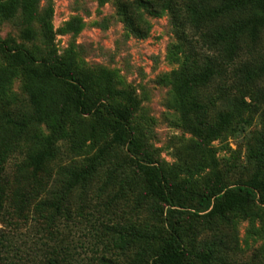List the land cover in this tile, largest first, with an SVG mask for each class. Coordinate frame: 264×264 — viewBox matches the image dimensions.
Instances as JSON below:
<instances>
[{
	"label": "trees",
	"instance_id": "obj_1",
	"mask_svg": "<svg viewBox=\"0 0 264 264\" xmlns=\"http://www.w3.org/2000/svg\"><path fill=\"white\" fill-rule=\"evenodd\" d=\"M42 1L0 0V22L20 17L27 41L35 40L32 25L38 23L46 39L41 54L0 35V57L6 60L0 63V215L11 196L20 215L35 208L49 228L71 215L76 192L85 191L104 164L116 163L107 174H122L135 188L137 181V198L148 202V218L119 229L111 225L125 250L137 246L134 264H231L229 252L238 244L232 231L244 219L249 236L262 240L255 262L264 264V132L248 146L250 174L234 182L230 170L219 169L214 144L244 131L264 102V0L120 3L119 12L133 31L141 32L144 10L155 16L169 13L178 38L168 54L178 66L164 77L171 86L170 104L191 137L176 148L177 160L169 166L146 145L134 123L135 95L117 88L110 70L81 66L71 49L58 54L52 9ZM19 74L27 103L11 89ZM64 146L73 157L96 151L80 167L57 163L50 179L40 176L63 156ZM160 219L163 228L157 227ZM210 231L212 239L197 241ZM43 253L44 264H62L52 252Z\"/></svg>",
	"mask_w": 264,
	"mask_h": 264
},
{
	"label": "rangeland",
	"instance_id": "obj_2",
	"mask_svg": "<svg viewBox=\"0 0 264 264\" xmlns=\"http://www.w3.org/2000/svg\"><path fill=\"white\" fill-rule=\"evenodd\" d=\"M125 1L43 0L42 5L45 9H52L53 42L58 54L64 55L71 49L81 66L96 71L110 70L117 88L135 95L139 105L134 123L146 145L156 152L164 165L169 166L177 160L176 148L191 137L179 124V112L169 100L171 86L164 77L178 66L168 56L178 38L169 13L155 16L144 10L145 23L141 32L133 31L119 12L120 3ZM32 26L36 31L35 40L32 41L22 38L20 17L0 22V35L12 36L42 54L46 39L40 24L34 23ZM260 39L264 44V33ZM0 63L5 64V58L0 57ZM11 87L20 101L28 102L21 74L13 79ZM118 100L114 99L112 103ZM252 116L250 125L238 135L230 136L223 142L214 141L218 148L219 169L222 172L230 170L228 174L232 182L247 178L252 170L248 146L257 133L264 132V102ZM95 151L90 150L88 156L73 157L64 146L63 156L51 161L49 171L44 173L47 169L42 170L39 175L44 174L50 179L57 163L80 167L88 162ZM117 154L124 156L123 151ZM19 158L24 160L25 152ZM14 162L12 158L7 163L10 173ZM115 164H104L96 177L86 185L85 191L76 192V199L70 206L71 215L60 217L49 228L45 217L39 216L35 208L25 216L20 215L10 196L0 215V264H44V250L46 253L52 252L51 256H58L62 264H134L133 252L137 246L125 250L111 225L119 229V226L148 218V202L137 198L141 191L137 181L138 188H135L127 186L122 174H107L109 167ZM119 183H124V187H120ZM110 202L114 207L105 210ZM157 227H164L161 219ZM248 229L249 220L244 219L232 231L238 244L234 252H229L231 264H256L255 261H260L256 253L262 240L250 237ZM230 230L229 227L225 228L227 232ZM129 236L127 233L124 238ZM205 239H212V231L202 233L197 241Z\"/></svg>",
	"mask_w": 264,
	"mask_h": 264
}]
</instances>
